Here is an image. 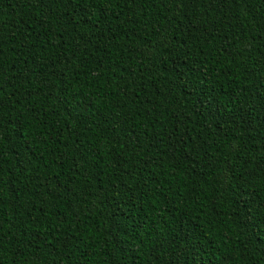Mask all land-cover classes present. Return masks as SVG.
I'll use <instances>...</instances> for the list:
<instances>
[{
  "label": "trees",
  "instance_id": "trees-1",
  "mask_svg": "<svg viewBox=\"0 0 264 264\" xmlns=\"http://www.w3.org/2000/svg\"><path fill=\"white\" fill-rule=\"evenodd\" d=\"M111 7L115 10L109 20L101 19V35L93 37L94 45L77 52L71 40L64 44L62 51L71 58L65 70L67 93L58 92L57 99L46 96L45 89L26 100L25 91L33 89L16 71L31 76L25 67L38 63L53 45L38 52L45 33L36 9L24 0H0V17L5 21L4 68L10 74L6 90L11 91L12 84L18 86L14 98L19 103L12 114L25 106L37 109L27 120L21 117L18 124L8 125L3 166L15 165L13 157L19 153L32 159L41 173L55 177L33 180L25 187L27 181L16 179L14 168L6 175V179H16L23 191L15 211L10 201L4 206L0 221L7 233L3 264L10 257L13 264H145L146 258L151 264L173 260L189 264V240L204 253L199 264H216L221 243L227 248L233 241L239 247L232 250L242 254L243 264H264V252L258 250L264 234L249 242L243 223H238L264 200L261 174L252 175L248 166H240L248 155H264V107L242 114L243 119L235 115L238 96L257 100L264 96V30L259 28L264 23V0H252L249 10L234 14L239 17L237 31L240 25H248L243 38L255 36L249 48L251 57L243 64L238 63L240 57L222 53L218 40H198L195 29L182 31L194 6L182 12L160 0H149L143 6L120 0ZM212 14L228 15L229 10H213ZM106 26L115 31L111 40L107 37L112 33L104 34ZM26 32L27 41L35 42L36 47L25 42ZM18 44L24 47L17 48ZM212 44L215 47L210 50ZM60 52L53 53L48 63ZM120 56L123 59L114 68L116 74L128 69L123 72L125 80L130 72L137 78L139 88L133 99L142 103L135 107L131 101L117 107L108 88L101 87L105 76L98 64L110 66ZM13 64L15 68L10 66ZM36 115L39 120L32 118ZM177 124L182 132L203 141L201 154L207 157V162L193 164L195 171L184 169L189 191L177 190L169 178L174 166L179 171L190 162L180 152L175 160L165 153L170 141L161 136ZM129 131L139 143L129 139ZM109 132L108 139L122 162L121 171L111 172L104 162L107 157L92 162L103 151L97 150V143ZM241 145L242 152L233 150ZM88 153L92 155L85 160ZM45 205L46 219L35 221L40 213L29 214V209ZM44 223L49 227L45 229ZM56 225L59 231H53ZM73 233L79 236L64 247L65 236ZM161 243L165 250L159 249ZM153 245H157L155 250ZM245 250L250 255H243ZM155 251H160V261ZM210 253L214 255L209 257Z\"/></svg>",
  "mask_w": 264,
  "mask_h": 264
},
{
  "label": "snow or ice",
  "instance_id": "snow-or-ice-1",
  "mask_svg": "<svg viewBox=\"0 0 264 264\" xmlns=\"http://www.w3.org/2000/svg\"><path fill=\"white\" fill-rule=\"evenodd\" d=\"M25 3L31 5L33 9H36V16L40 21V27L45 33V41L43 42L42 49L39 51L47 50L49 44H52L51 52L48 55L41 56L38 63L26 66L24 71L30 73L31 76L23 75L20 71H16V75L20 77L22 81L27 83L32 91L26 90L24 98L30 100L33 95H39L40 92H45L46 96H56L59 99L58 92L67 93V85L69 80L66 78V69H68V64L71 62V58L66 56L62 51L64 44H67L69 40L74 43L75 50L80 51L81 48L88 49L90 46L95 44L93 37L97 39L101 35V19L107 21L110 18L111 12L115 10L113 5L120 3V0H24ZM149 0H123L126 5H136L140 3L141 6L148 4ZM160 3L168 4L171 3L173 7L182 12H186L190 7H195V11L192 12L190 16L187 17L188 25L187 28L182 29V31L191 33L193 29L196 30L200 35L197 39H202L204 41H219L220 51L227 55V57L235 59L240 57L238 61L239 64H243L244 60L251 57L249 51L250 46L254 43L255 36H247L246 39L244 29L248 28V25H240V30L237 31V25L235 20L239 17L234 15L240 11H247L251 8L252 0H160ZM227 8L229 14H221L219 17L213 16V10H221ZM122 11V10H121ZM119 17H117V20ZM4 19L0 17V221L3 220L4 206L5 203L10 201L15 211L18 208L17 202L20 201V193L23 189L19 188L16 183V179H23L27 181L25 187L30 185L33 180L41 179H52L55 177H47L46 173H41L39 168L33 167L32 159L27 155H21L17 153L13 159L17 163L10 168H4L3 166V152L6 143V131L9 124H18L21 121V117L27 120L33 112L37 109L33 107H23L17 110L15 115L12 114V109L16 107L19 103L15 99V93L18 91V86L15 84L11 85L12 90H6V85L10 82V74L5 71L4 64L6 62L4 44L5 41L2 39L4 35ZM58 25V26H57ZM51 28V30H50ZM259 28L264 30V23H262ZM112 33L113 36L107 37L109 40L114 38L115 31L112 26H106L104 34ZM25 42L30 43V47H36L35 42H28L27 35L24 33ZM53 37L57 39L53 40ZM79 38V39H78ZM191 38V37H189ZM264 39V37H262ZM17 48H23L24 44H18ZM215 44L210 47L214 48ZM61 50L60 55L56 57V60L52 63L48 61L52 60V54L57 50ZM245 53L248 54L245 57ZM38 53H33L36 56ZM123 59L122 56L118 57L116 60L112 61L110 66H105L104 64H98L100 69H104L101 75L105 76L104 84L101 87H107L108 93L117 101V107H124L129 101L132 102V106L135 107L138 102L133 99L137 95V89L139 85L136 84V76L129 73V77L125 80L123 76L124 71L128 69H122L119 75L116 74L114 68H119V60ZM15 68V65H10ZM62 66V67H61ZM246 70V68H245ZM111 72L112 75L108 76L107 73ZM142 79V78H141ZM38 81L39 83H35ZM123 81V82H122ZM131 85V86H130ZM264 87V84L261 85ZM38 88L39 91H34ZM240 100V104L236 106L235 115L243 119L242 114L250 113L257 106L264 107V96H261L259 100L252 97L244 98L237 97ZM87 107V105H86ZM27 113L28 115H25ZM33 119L39 120L40 116L36 115L32 117ZM179 119V118H177ZM94 123V121H93ZM182 123V121H181ZM238 125L239 120L235 121ZM19 130V129H17ZM103 133V129H101ZM112 136L109 132L107 135H102L100 142L97 143V150L102 149V154L99 157L93 156L92 162L97 163L98 160H104L111 172L121 171V160L117 157L119 153H115V144L108 139ZM161 136H166L167 141H170L168 147L164 150L165 153H169L172 158L176 159V154L181 153L184 160L189 161V164L184 165L177 171L174 166L172 168V175L169 178L170 183L176 186L179 190L183 188L185 191H189L186 187L188 184V179L185 174V168H193V164L199 165L200 160L207 162V157L201 154L203 149V141H198L190 132H182L179 124L168 131L167 133L161 132ZM129 139L136 140L139 143V138L129 131ZM115 140V137H112ZM158 147V145H153ZM243 145L240 148H235L234 151L242 152ZM181 149L183 151L181 152ZM150 150V149H149ZM92 155L88 153L85 155L84 159ZM159 158V157H158ZM166 159V157H165ZM57 160H60L57 157ZM56 163V161H53ZM61 163L63 161L61 160ZM115 165V167H114ZM164 161L161 162V167H164ZM241 167L248 166L251 169L252 175L261 174L262 181H264V155L259 158L248 155L247 159L243 160ZM229 169H233L231 163L227 164ZM14 168L12 176L6 175L12 171ZM77 167V171H79ZM196 169L193 168V171ZM37 187H43V185H38ZM46 191L48 189H45ZM11 192V195L8 193ZM45 206H41L38 209H29V214L32 211H37L40 215L35 216L33 219L35 221L43 222L46 219ZM9 220L12 219L11 216L8 217ZM238 223H243L245 230L248 233L249 242H254L257 237L264 234V200H261L258 206L249 210L246 217H243ZM44 228H48L49 224L44 223ZM59 225L53 228V231H59ZM7 233L3 229V224L0 223V264H3V256L6 251L5 247V237ZM91 235V233H89ZM79 233H73L72 235H66L63 241V246L67 247L72 240L76 239ZM228 239H231V234L228 235ZM87 239V237H85ZM142 243V242H141ZM188 248L191 251L188 253L192 257V261L189 264H199V257L203 256L202 253L195 245L194 240L188 241ZM239 245L233 241V245L230 247H224L223 243L219 246L220 255L216 256V264H243V261L239 258L242 254L239 251H233L232 248H238ZM157 248V245H153V250ZM160 250H165L163 243L159 244ZM258 250L264 252V239L260 240ZM187 251V248H186ZM152 254V250H150ZM155 258L160 261V251H155ZM214 255L209 254V257ZM243 255H250L246 250ZM8 264H13V259L10 257ZM37 264L39 262L37 261ZM145 264H151V260L146 258ZM162 264V261H161ZM170 264H179L178 260H173Z\"/></svg>",
  "mask_w": 264,
  "mask_h": 264
}]
</instances>
